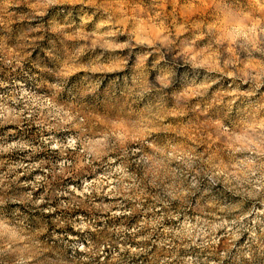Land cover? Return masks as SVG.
Returning <instances> with one entry per match:
<instances>
[{
	"label": "clouds",
	"instance_id": "clouds-1",
	"mask_svg": "<svg viewBox=\"0 0 264 264\" xmlns=\"http://www.w3.org/2000/svg\"><path fill=\"white\" fill-rule=\"evenodd\" d=\"M0 264H264V0H0Z\"/></svg>",
	"mask_w": 264,
	"mask_h": 264
}]
</instances>
